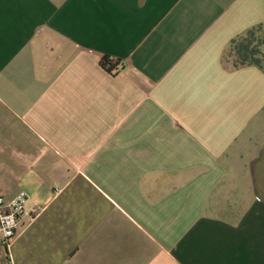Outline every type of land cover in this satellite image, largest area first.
Listing matches in <instances>:
<instances>
[{
    "label": "crops",
    "instance_id": "0c3cea01",
    "mask_svg": "<svg viewBox=\"0 0 264 264\" xmlns=\"http://www.w3.org/2000/svg\"><path fill=\"white\" fill-rule=\"evenodd\" d=\"M264 0H0V264H264ZM122 61L115 74L101 62Z\"/></svg>",
    "mask_w": 264,
    "mask_h": 264
},
{
    "label": "trees",
    "instance_id": "16d2710c",
    "mask_svg": "<svg viewBox=\"0 0 264 264\" xmlns=\"http://www.w3.org/2000/svg\"><path fill=\"white\" fill-rule=\"evenodd\" d=\"M225 60L231 62L236 69L253 66L264 71V23L233 39ZM121 64V60L110 57H104L101 62L103 68L111 74H115Z\"/></svg>",
    "mask_w": 264,
    "mask_h": 264
},
{
    "label": "built area",
    "instance_id": "2783aa9c",
    "mask_svg": "<svg viewBox=\"0 0 264 264\" xmlns=\"http://www.w3.org/2000/svg\"><path fill=\"white\" fill-rule=\"evenodd\" d=\"M28 195L20 192L10 201L0 197V240L5 248H9L19 232L32 223L39 211L27 212Z\"/></svg>",
    "mask_w": 264,
    "mask_h": 264
},
{
    "label": "rangeland",
    "instance_id": "374dc122",
    "mask_svg": "<svg viewBox=\"0 0 264 264\" xmlns=\"http://www.w3.org/2000/svg\"><path fill=\"white\" fill-rule=\"evenodd\" d=\"M227 51H228V49H227Z\"/></svg>",
    "mask_w": 264,
    "mask_h": 264
}]
</instances>
